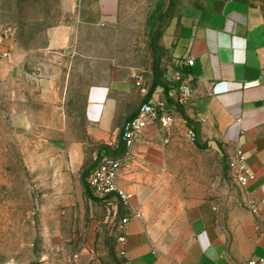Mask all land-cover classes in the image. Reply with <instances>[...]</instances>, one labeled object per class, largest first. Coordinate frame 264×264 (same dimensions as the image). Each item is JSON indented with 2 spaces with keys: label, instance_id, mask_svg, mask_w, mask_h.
I'll list each match as a JSON object with an SVG mask.
<instances>
[{
  "label": "crops",
  "instance_id": "crops-1",
  "mask_svg": "<svg viewBox=\"0 0 264 264\" xmlns=\"http://www.w3.org/2000/svg\"><path fill=\"white\" fill-rule=\"evenodd\" d=\"M153 4L147 66L137 59L126 63L121 56H110L104 62L105 78L85 89L87 140L65 138L70 80L62 86L43 80L41 103L54 117L41 121L48 130L30 142L38 147L32 168L51 183L58 201L72 207L86 192L83 172L96 162L100 150L88 159L91 143L123 155L124 146L114 150L109 145L119 142L125 122L143 103L167 101L178 120L185 121L183 113L189 118L186 124L203 147L218 151L219 146L229 159L241 148L256 179L242 202L225 209L207 199H192L181 184L190 159L181 152L175 130L166 142L167 135L150 125L126 155L119 178L135 195L134 205L143 210L142 218H131L120 231L126 238L118 244L120 253L126 251L125 263L244 264L264 257V0H153ZM63 6L68 19L50 30L52 51L73 49L74 57L81 46V29L111 30L121 23L122 0H63ZM188 57L194 65L178 64ZM155 63L161 83L150 95ZM177 71L195 89L186 106L175 107ZM126 214L121 207L119 221Z\"/></svg>",
  "mask_w": 264,
  "mask_h": 264
},
{
  "label": "rangeland",
  "instance_id": "rangeland-1",
  "mask_svg": "<svg viewBox=\"0 0 264 264\" xmlns=\"http://www.w3.org/2000/svg\"><path fill=\"white\" fill-rule=\"evenodd\" d=\"M153 10V0H122L120 25L81 29V46L73 57V49L49 48L50 30L68 19L63 0H0V264H126L118 248L119 212L87 192L80 203L64 206L51 183L32 168L38 147L30 142L48 130L41 121L54 117L40 99L45 79L59 86L70 80L65 138L87 140L86 87L105 78L110 56L147 66ZM189 129L184 120L172 127L190 159L184 191L219 209L242 202L247 187L233 175L226 152L191 142ZM95 149L102 145L91 143L88 159Z\"/></svg>",
  "mask_w": 264,
  "mask_h": 264
},
{
  "label": "built area",
  "instance_id": "built-area-1",
  "mask_svg": "<svg viewBox=\"0 0 264 264\" xmlns=\"http://www.w3.org/2000/svg\"><path fill=\"white\" fill-rule=\"evenodd\" d=\"M4 55L7 56L8 53L5 52ZM194 63V59L188 57L183 63L178 64L182 66L194 65ZM175 78L179 81L175 107L186 106L193 100L195 89L191 81L184 77L181 71L176 72ZM177 120L178 114L167 101L150 100L143 103L137 113L125 122L121 130L119 142L115 145L112 143L109 145L114 150H118L120 143H123L125 153L123 155H116L103 151L97 165L90 172L87 181L93 196L112 205L117 212H119L121 207L127 211V214L120 220L121 230L126 228L131 218L143 217L142 207L134 205L135 195L126 190L119 182L126 155L136 145L145 129L150 125H157L167 135L166 142H168L171 129ZM188 137L193 143L198 141L196 132L191 128L189 129ZM229 165L240 185L248 187L256 179V175L250 171L246 163L241 148H237L235 155L230 158ZM250 208L254 213L259 214L260 210L254 203H251ZM118 239L120 243H124L126 240L124 235H120ZM121 254L124 256L126 251L124 249L121 250ZM126 264H131V262L128 261ZM244 264H264V257L252 258Z\"/></svg>",
  "mask_w": 264,
  "mask_h": 264
},
{
  "label": "trees",
  "instance_id": "trees-1",
  "mask_svg": "<svg viewBox=\"0 0 264 264\" xmlns=\"http://www.w3.org/2000/svg\"><path fill=\"white\" fill-rule=\"evenodd\" d=\"M158 68H159V67H158L157 63H155V64H154V74H155V79H154V83H153V85H152V87H151V89H150V91H149V94H150V95L154 92L155 87H156L158 84L161 83V82L159 81V78H160L159 76H160L161 74L159 75V72L157 71ZM183 116H184L185 121H186L187 123H189V122H190L189 118H188L184 113H183ZM123 146H124V144H123V143H120L119 149H121ZM218 148H220V147L218 146ZM119 149H118V150H119ZM122 149H123V148H122ZM102 150L106 151L107 153L113 154L112 150H110V149L107 148V147H103V148L99 151V153H98V157H97V159H96V162H95L94 164H92V165L86 167L85 170H84V172H83V176H82V180H83V184H84V187H85V189H86V192H87L88 196H89V197H92V198H94V196H93V194H92V192H91V189H90V187H89V184H88L87 179H88V177H89L90 172L92 171V169L97 165L98 160H99V158H100V156H101V154H102V152H103Z\"/></svg>",
  "mask_w": 264,
  "mask_h": 264
}]
</instances>
